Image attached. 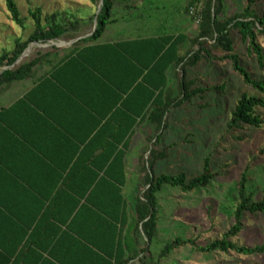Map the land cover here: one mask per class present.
Instances as JSON below:
<instances>
[{
	"label": "trees",
	"instance_id": "trees-1",
	"mask_svg": "<svg viewBox=\"0 0 264 264\" xmlns=\"http://www.w3.org/2000/svg\"><path fill=\"white\" fill-rule=\"evenodd\" d=\"M90 1L96 6L100 4V0ZM246 1L241 12L225 15L224 0H189L185 12L195 8L199 17L193 38L181 32L105 44L91 42L97 41L106 25L115 20L112 18L113 0H103L98 14L91 15L88 11L87 17L92 23L97 14L93 33L78 39L73 48L14 103L15 106H34L30 108L37 111L41 110V98L49 101L56 96L85 109L91 126L87 139H73L77 145L72 158V175L64 184L69 185L68 181L72 180L78 187L67 192L57 191L48 198L50 206L44 208L34 224L26 225L34 231L32 235L26 233L14 246L0 242V264L155 263L150 246L157 234L160 212L157 193L164 185L179 187L183 192L199 190L216 176L209 154L203 158L201 172L194 177L189 178L185 172L155 173L157 162L171 156L163 146L162 136L172 119V110L209 90L199 86L194 78L189 79L188 71L204 60H230L233 70L256 93H242L231 111L227 128L262 124L256 108L264 109V75L254 77L234 52L233 33L237 31L241 39L248 42V52L254 54L259 66L264 68V46L258 42L259 37L264 41V7L261 8L264 0ZM5 2L12 20L23 27L25 20L15 0ZM197 15H193L195 19ZM30 17L34 28L27 39H16L12 50L0 54V68L9 67L0 73V88L32 76L54 53L51 50L55 46L46 52L37 49L35 55L10 67L29 44L60 39L87 24V17L65 20L57 13L48 16L43 23L39 8L30 11ZM187 42L193 43L194 48L185 52ZM213 51H220L222 55H213ZM80 63L81 81L76 77L71 84L62 79L61 74L68 67H78ZM135 127H140L148 145L139 161L137 188L126 198L122 190L126 182L124 158ZM248 180L247 173L243 172L232 189L235 222L221 239L199 246L201 251L232 250L245 255L264 252V241L246 246L232 240L242 230L246 212H264V189L263 197L254 200L247 190ZM186 243L194 244L193 240L180 237L167 242L156 260ZM63 245L78 252L74 263L60 257Z\"/></svg>",
	"mask_w": 264,
	"mask_h": 264
},
{
	"label": "rangeland",
	"instance_id": "rangeland-1",
	"mask_svg": "<svg viewBox=\"0 0 264 264\" xmlns=\"http://www.w3.org/2000/svg\"><path fill=\"white\" fill-rule=\"evenodd\" d=\"M224 1L225 15L241 12L247 2ZM15 2L25 20L24 26L21 27L12 20L5 0H0V54L12 50L16 39L26 40L33 31L34 22L30 11L39 8L42 22L45 23L46 18L53 13L65 20L71 17L86 18L88 11L92 15L99 6L90 0ZM188 2L189 0H113L112 18L116 22L106 25L105 32L98 41L181 32H187L193 38L197 33L198 23L193 14L185 12ZM263 7L264 3L261 8ZM88 17L87 24H83L80 30L71 35L43 44H29L27 53L19 62L35 55L37 49L46 52L51 50V46H55L51 52L69 51L77 42L75 39L93 33L94 22ZM84 22L86 21H81ZM233 41L234 52L239 55L241 64L254 77L264 75V68L259 66L256 56L248 52V42L243 41L237 31L233 33ZM61 42L63 44H59ZM258 42L264 46L262 37L258 38ZM193 46V43L187 42L183 50L186 52L193 49ZM212 54L222 55L220 51H213ZM48 66L43 63L40 71ZM38 73L39 71L34 72L32 77ZM188 78H194L199 86L209 90L172 110V119L162 136L163 146L167 147L171 156L157 162L155 173L185 172L189 178L194 177L201 172L203 158L209 154L216 176L208 186L199 190L183 192L179 187L164 185L157 193L160 212L157 234L150 246L155 258L154 264H264V252L245 255L232 250L204 252L198 248L221 239L235 222V201L231 193L243 172L248 175L247 190L253 194V199L260 200L263 197L264 109L256 108L262 118L259 127L242 124L239 128L228 130L231 111L242 93L253 94L256 91L245 84L242 76L233 70L231 61L227 59L204 60L188 71ZM30 81L27 79L6 86V90L0 92V104H5L16 95L17 85L29 84ZM177 237L191 239L194 244L180 245L166 257L156 260L164 245ZM232 240L246 246L261 244L264 241V212H246L243 228Z\"/></svg>",
	"mask_w": 264,
	"mask_h": 264
},
{
	"label": "crops",
	"instance_id": "crops-1",
	"mask_svg": "<svg viewBox=\"0 0 264 264\" xmlns=\"http://www.w3.org/2000/svg\"><path fill=\"white\" fill-rule=\"evenodd\" d=\"M115 22L114 20L111 23ZM151 36L158 35L143 37ZM135 38L97 40L91 44L114 43ZM67 52L52 53L49 61L45 62L49 65L46 69L40 71L42 65L38 67L35 70L39 71L38 75L23 79H30L29 84L17 85L16 95L9 98L5 104H0V242L7 246L17 244L26 233L32 235L34 231L26 225L36 222L44 208L50 206L48 198L54 193L67 192L78 187L72 184V180L68 181L69 185L64 184L72 175V158L77 145L73 139H87L91 126L85 109L79 105L66 103L64 99L56 96L49 101L47 98H41V101L39 100L41 110L37 111L30 108L34 106L14 104ZM81 64L78 67L77 65L68 67L65 73L61 74L62 79L71 84L76 77L81 81L83 75ZM14 82L0 88V92ZM145 139L140 127H135L124 158L126 182L122 190L126 198L134 194L139 182L138 165L148 145ZM65 246L61 248L60 257L74 263L78 252L70 250L68 245L65 249Z\"/></svg>",
	"mask_w": 264,
	"mask_h": 264
},
{
	"label": "water",
	"instance_id": "water-1",
	"mask_svg": "<svg viewBox=\"0 0 264 264\" xmlns=\"http://www.w3.org/2000/svg\"><path fill=\"white\" fill-rule=\"evenodd\" d=\"M102 4H103V0H100V4H99V6H98V10H97V14H98L99 11L101 10V6H102ZM97 14H96V16H95V18H94V30H95L96 25H97ZM89 35H91V34H89ZM89 35H87V36H89ZM84 37H86V36H84ZM78 39H79V38H78ZM78 39H75V40H78ZM28 49H29V47L26 48V50L22 53V55L16 60V62H15L12 66L16 65L17 63H19V61L22 59V57L25 56V54H26V52L28 51ZM12 66H10V67H12ZM7 68H9V67H4V68H2V70H5V69H7ZM2 70H1V71H2ZM1 71H0V73H1Z\"/></svg>",
	"mask_w": 264,
	"mask_h": 264
},
{
	"label": "built area",
	"instance_id": "built-area-1",
	"mask_svg": "<svg viewBox=\"0 0 264 264\" xmlns=\"http://www.w3.org/2000/svg\"><path fill=\"white\" fill-rule=\"evenodd\" d=\"M190 13L193 14V15H197V14H196V13H197V10H196L195 8H191ZM198 21H199V17H198V15H197V16H196V22L198 23Z\"/></svg>",
	"mask_w": 264,
	"mask_h": 264
},
{
	"label": "bare ground",
	"instance_id": "bare-ground-1",
	"mask_svg": "<svg viewBox=\"0 0 264 264\" xmlns=\"http://www.w3.org/2000/svg\"><path fill=\"white\" fill-rule=\"evenodd\" d=\"M27 53V52H26Z\"/></svg>",
	"mask_w": 264,
	"mask_h": 264
}]
</instances>
